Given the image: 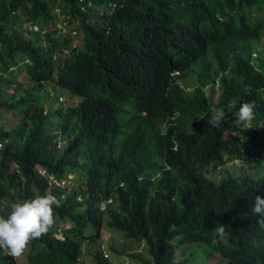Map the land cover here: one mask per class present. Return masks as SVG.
Returning a JSON list of instances; mask_svg holds the SVG:
<instances>
[{
    "label": "trees",
    "instance_id": "1",
    "mask_svg": "<svg viewBox=\"0 0 264 264\" xmlns=\"http://www.w3.org/2000/svg\"><path fill=\"white\" fill-rule=\"evenodd\" d=\"M263 9L0 0V215L37 194L60 200L49 231L28 242L27 264H79L104 224L145 243V264H178L181 245L204 246L214 264H264V217L251 211L264 197V58L252 47ZM242 102L255 105L249 128L236 124ZM232 160L240 174L209 175ZM93 257L109 264L103 250ZM0 264L19 263L0 250Z\"/></svg>",
    "mask_w": 264,
    "mask_h": 264
},
{
    "label": "rangeland",
    "instance_id": "2",
    "mask_svg": "<svg viewBox=\"0 0 264 264\" xmlns=\"http://www.w3.org/2000/svg\"><path fill=\"white\" fill-rule=\"evenodd\" d=\"M263 42L264 38L258 42L253 41L252 47L254 50L259 51L261 56L264 58ZM252 57L254 58L253 54ZM191 76V74H187V76L182 77L180 80V84L188 92L192 90L193 86V81H189ZM205 92L211 104L214 105L217 102L219 94L218 85L213 84L207 86L205 88ZM62 100L65 102L64 97ZM2 122L5 124V126H11L12 124L17 123L18 120L13 117H7L3 119ZM58 146V150H60L64 146V143L60 142ZM257 150H260V148H257ZM227 166L230 167L222 170H213L209 168V175L211 177L217 176L218 179H220L222 177H227L232 173L236 175L240 174L238 172H240V170L245 167L237 160H232ZM224 167H226V165ZM188 246L189 245H181L178 249H176L175 262L178 264H214L218 258L217 255L208 257L206 255V248L204 246L200 248L194 247V252L191 254L193 248L189 249ZM83 248L84 253L81 255V262L79 264H95L93 254L97 250H103V252L106 253L105 257L107 258L109 264H145L144 262L150 259L146 251L147 246L145 243L126 238L121 232L109 228L105 224L103 225V228L100 232V237L96 241L84 242ZM27 249L28 248L25 247L22 254L15 257L19 264H27Z\"/></svg>",
    "mask_w": 264,
    "mask_h": 264
},
{
    "label": "clouds",
    "instance_id": "3",
    "mask_svg": "<svg viewBox=\"0 0 264 264\" xmlns=\"http://www.w3.org/2000/svg\"><path fill=\"white\" fill-rule=\"evenodd\" d=\"M178 73V72H175ZM255 105L253 102H242L235 112L236 124L242 128L251 127L254 119ZM223 120V113L213 111L209 123L219 126ZM60 206V200L51 193L35 195L22 201H13L9 205L7 215H0V250L16 257L22 254L28 242L46 234L54 223L53 209ZM253 214L264 217V197L259 195L251 206ZM264 227V223H261ZM217 228V231H222Z\"/></svg>",
    "mask_w": 264,
    "mask_h": 264
},
{
    "label": "built area",
    "instance_id": "4",
    "mask_svg": "<svg viewBox=\"0 0 264 264\" xmlns=\"http://www.w3.org/2000/svg\"><path fill=\"white\" fill-rule=\"evenodd\" d=\"M64 183H65V181L62 182V184H64ZM102 208H104V204L101 205V209H102ZM103 255L106 256V253L103 252Z\"/></svg>",
    "mask_w": 264,
    "mask_h": 264
}]
</instances>
